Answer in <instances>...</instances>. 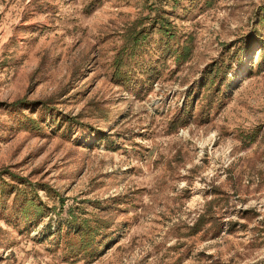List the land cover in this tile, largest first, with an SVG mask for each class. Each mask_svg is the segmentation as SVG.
Instances as JSON below:
<instances>
[{
	"label": "rangeland",
	"instance_id": "1",
	"mask_svg": "<svg viewBox=\"0 0 264 264\" xmlns=\"http://www.w3.org/2000/svg\"><path fill=\"white\" fill-rule=\"evenodd\" d=\"M0 264H264V0H0Z\"/></svg>",
	"mask_w": 264,
	"mask_h": 264
},
{
	"label": "trees",
	"instance_id": "2",
	"mask_svg": "<svg viewBox=\"0 0 264 264\" xmlns=\"http://www.w3.org/2000/svg\"><path fill=\"white\" fill-rule=\"evenodd\" d=\"M166 16L164 15L162 18H158L156 19L155 22V28H157L158 26L160 27V31L162 30H166L168 28V24L166 21ZM145 27H143L142 30H140L138 33L135 34V37L143 35L145 33H147L146 29H144ZM138 40V39H137ZM190 48L184 46L181 47L178 51V62H185L190 58ZM86 221H84L85 223ZM103 221H95V225L90 226L89 224H83L81 227H77L75 230V232H70V236L74 235L79 237L80 239H71L72 236L70 237V240H68L67 242H69L68 246H67V250L69 254H75L77 257H79L80 255H86L88 254V250L92 247L95 238L97 235L100 234L102 229H107L104 228L103 226ZM196 230H199L198 228ZM76 257V258H77Z\"/></svg>",
	"mask_w": 264,
	"mask_h": 264
}]
</instances>
